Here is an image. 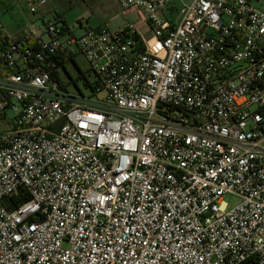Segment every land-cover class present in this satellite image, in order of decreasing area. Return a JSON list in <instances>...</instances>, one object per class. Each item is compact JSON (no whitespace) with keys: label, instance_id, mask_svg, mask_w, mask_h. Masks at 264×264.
I'll return each instance as SVG.
<instances>
[{"label":"built area","instance_id":"built-area-1","mask_svg":"<svg viewBox=\"0 0 264 264\" xmlns=\"http://www.w3.org/2000/svg\"><path fill=\"white\" fill-rule=\"evenodd\" d=\"M254 1L119 0L150 37L54 21L37 49L0 20V264H264ZM76 54L88 99L53 80Z\"/></svg>","mask_w":264,"mask_h":264},{"label":"rangeland","instance_id":"rangeland-1","mask_svg":"<svg viewBox=\"0 0 264 264\" xmlns=\"http://www.w3.org/2000/svg\"><path fill=\"white\" fill-rule=\"evenodd\" d=\"M28 2L29 0H5L0 4V20L5 26L7 32L13 37L31 32V27H35V25L41 27L42 31L45 32L46 24L48 22L55 21L54 12L44 14L42 12V8L39 7L37 13L34 14L30 11ZM254 4L264 11V0L255 1ZM47 5L48 7L53 5L57 9L67 8L70 6V0H47L45 6ZM136 11V9L124 10V14L126 13V17H128V19L125 17L122 18L121 25L127 26L133 23V21L137 19V16L133 13ZM77 12L67 10L65 12V17L67 19L68 26L72 29V31H74L73 33L80 36L86 31L80 27L79 21L77 20ZM44 35L45 41H48L49 36L47 33H44ZM147 37H150V34L147 35ZM65 67V69L60 71V76L62 81L67 85L69 91L78 96H84L87 99L92 97V89L90 87H86L85 80L79 77L80 73L83 72L87 76L90 83L95 84L97 82V77L86 58L81 54H76L73 60L66 63ZM105 96L106 92L103 90L99 94V98H103ZM226 201L231 207L240 203V200L232 195H229L226 198Z\"/></svg>","mask_w":264,"mask_h":264},{"label":"crops","instance_id":"crops-1","mask_svg":"<svg viewBox=\"0 0 264 264\" xmlns=\"http://www.w3.org/2000/svg\"><path fill=\"white\" fill-rule=\"evenodd\" d=\"M41 8L44 14L54 12V20L64 22L71 32L74 31L68 26L65 17V12L67 10L74 12L79 11L77 12V20L79 21L80 27L85 29V31L100 26H106L111 31H119L128 26L121 25L122 18L125 17L128 19V17H126V13L124 14V9L119 0H70V6L67 8L57 9L53 5H51V7L43 5ZM133 13L137 16V19L131 24H137L140 32L147 37L148 31L146 30V25L142 21V13L138 10ZM31 30L32 31L27 34L25 33L14 37L25 44L34 43L35 45H40L42 42H48L50 40V35L46 30L43 32L41 27L35 25V27H31ZM44 33H47L49 36L48 41H45Z\"/></svg>","mask_w":264,"mask_h":264},{"label":"trees","instance_id":"trees-1","mask_svg":"<svg viewBox=\"0 0 264 264\" xmlns=\"http://www.w3.org/2000/svg\"><path fill=\"white\" fill-rule=\"evenodd\" d=\"M61 24L63 25V28H64L65 30H69L68 27H67V25H66L64 22L61 21ZM30 45H32L35 49H37L38 46H39V45H35L34 43H31ZM65 68H66V67H65ZM65 68H64V69H65ZM79 77H80V78H83V79L85 80V85H86V87H90V88L92 89V92H93V90L95 89V86L98 85V82H96L95 84L90 83V82L88 81V79H87V76H86L83 72L80 73ZM53 80H56V81L60 82L61 85L63 86V88L66 89L67 85H66V84L64 85V82H63L62 79H61L60 73L55 72V73L53 74ZM18 201H19V202H22V195H21V194H20L18 197H16V198H12V199H11V201L8 203V206H7L8 209L12 210V209H13V205H12V203H13V204H16V203H18Z\"/></svg>","mask_w":264,"mask_h":264}]
</instances>
